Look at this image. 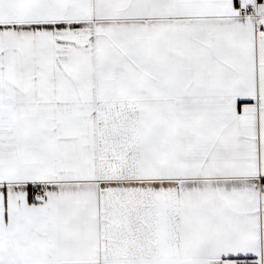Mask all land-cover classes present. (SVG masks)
<instances>
[{
	"label": "snow or ice",
	"instance_id": "snow-or-ice-1",
	"mask_svg": "<svg viewBox=\"0 0 264 264\" xmlns=\"http://www.w3.org/2000/svg\"><path fill=\"white\" fill-rule=\"evenodd\" d=\"M0 264H264V0H0Z\"/></svg>",
	"mask_w": 264,
	"mask_h": 264
}]
</instances>
